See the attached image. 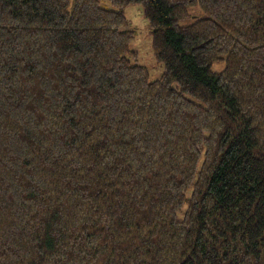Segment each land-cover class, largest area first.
Returning <instances> with one entry per match:
<instances>
[{
	"label": "trees",
	"instance_id": "obj_1",
	"mask_svg": "<svg viewBox=\"0 0 264 264\" xmlns=\"http://www.w3.org/2000/svg\"><path fill=\"white\" fill-rule=\"evenodd\" d=\"M107 2L0 0V264H264V0Z\"/></svg>",
	"mask_w": 264,
	"mask_h": 264
},
{
	"label": "rangeland",
	"instance_id": "obj_2",
	"mask_svg": "<svg viewBox=\"0 0 264 264\" xmlns=\"http://www.w3.org/2000/svg\"><path fill=\"white\" fill-rule=\"evenodd\" d=\"M100 4L103 7L111 8L107 0H100ZM192 10L190 11L192 19L184 21V24H190L195 20L194 18L197 15H201L202 17V13L198 9ZM124 14L127 19L129 30L134 32V38L130 44V48L138 54L136 61H131V63L145 67L148 71L150 81L159 79L164 73V67L162 64L156 62L152 54L150 30L143 16L142 6L140 4L130 5L124 9ZM223 68V63H216L212 65L211 70L215 73H219Z\"/></svg>",
	"mask_w": 264,
	"mask_h": 264
}]
</instances>
